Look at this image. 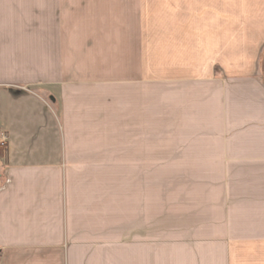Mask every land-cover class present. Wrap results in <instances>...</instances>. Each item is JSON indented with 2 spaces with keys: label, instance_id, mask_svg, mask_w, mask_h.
Listing matches in <instances>:
<instances>
[{
  "label": "crops",
  "instance_id": "obj_1",
  "mask_svg": "<svg viewBox=\"0 0 264 264\" xmlns=\"http://www.w3.org/2000/svg\"><path fill=\"white\" fill-rule=\"evenodd\" d=\"M263 51L264 0H0V264H264Z\"/></svg>",
  "mask_w": 264,
  "mask_h": 264
},
{
  "label": "rangeland",
  "instance_id": "obj_2",
  "mask_svg": "<svg viewBox=\"0 0 264 264\" xmlns=\"http://www.w3.org/2000/svg\"><path fill=\"white\" fill-rule=\"evenodd\" d=\"M258 78H260L262 84L264 85V51L262 55L260 56V65L258 68ZM164 169L166 170V173H167L168 168H164ZM5 184H6V179L0 181V185H2L3 187Z\"/></svg>",
  "mask_w": 264,
  "mask_h": 264
},
{
  "label": "built area",
  "instance_id": "obj_3",
  "mask_svg": "<svg viewBox=\"0 0 264 264\" xmlns=\"http://www.w3.org/2000/svg\"><path fill=\"white\" fill-rule=\"evenodd\" d=\"M5 141H6V138L3 136V138H2V141H1V143H0V147L2 148V147H4V145H5ZM8 181H6V183H7ZM3 188V186L2 185H0V190Z\"/></svg>",
  "mask_w": 264,
  "mask_h": 264
}]
</instances>
